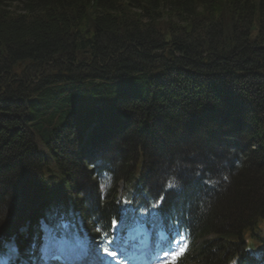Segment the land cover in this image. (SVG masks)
Masks as SVG:
<instances>
[{"label":"trees","instance_id":"1","mask_svg":"<svg viewBox=\"0 0 264 264\" xmlns=\"http://www.w3.org/2000/svg\"><path fill=\"white\" fill-rule=\"evenodd\" d=\"M75 211L264 264V0H0V230Z\"/></svg>","mask_w":264,"mask_h":264},{"label":"snow or ice","instance_id":"2","mask_svg":"<svg viewBox=\"0 0 264 264\" xmlns=\"http://www.w3.org/2000/svg\"><path fill=\"white\" fill-rule=\"evenodd\" d=\"M173 186V185H170ZM66 229L67 225L64 224H60L58 223L57 225H55L51 230H50V246L52 251L55 252H63V245L65 243V241L62 238L58 239L59 236V230L60 229ZM111 243V242H109ZM179 246H177L178 248ZM49 249L48 247H46L45 249V253L47 255ZM108 249L107 247H105V252L107 253ZM163 251L165 252V254L167 255L168 253H171L172 258L171 259H164L162 260V264H175V259L178 258L179 255H182L183 252L182 250L178 251L177 249H163ZM10 255L13 254V250L10 249L9 250ZM113 255H115V253H112ZM157 259H160V257L158 256ZM0 264H3V261L0 260Z\"/></svg>","mask_w":264,"mask_h":264},{"label":"rangeland","instance_id":"3","mask_svg":"<svg viewBox=\"0 0 264 264\" xmlns=\"http://www.w3.org/2000/svg\"><path fill=\"white\" fill-rule=\"evenodd\" d=\"M198 33V32H197ZM196 33V34H197ZM117 186L116 187H119L120 185H121V183L120 182H117V184H116ZM44 242H43V244L44 245H46V246H50V228H47V227H45L44 226ZM51 247V246H50ZM181 249H179V251H180ZM32 255H34L33 254V252H32ZM167 259V258H166ZM26 261H32V258L31 257H27V259H26ZM160 262H162V260H161V258H160Z\"/></svg>","mask_w":264,"mask_h":264},{"label":"water","instance_id":"4","mask_svg":"<svg viewBox=\"0 0 264 264\" xmlns=\"http://www.w3.org/2000/svg\"><path fill=\"white\" fill-rule=\"evenodd\" d=\"M3 235L9 234V231L2 232Z\"/></svg>","mask_w":264,"mask_h":264}]
</instances>
